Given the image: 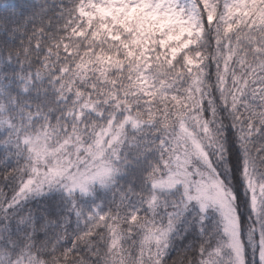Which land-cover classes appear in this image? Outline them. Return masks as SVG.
<instances>
[{
	"label": "snow or ice",
	"instance_id": "snow-or-ice-1",
	"mask_svg": "<svg viewBox=\"0 0 264 264\" xmlns=\"http://www.w3.org/2000/svg\"><path fill=\"white\" fill-rule=\"evenodd\" d=\"M0 264H264V0H0Z\"/></svg>",
	"mask_w": 264,
	"mask_h": 264
}]
</instances>
